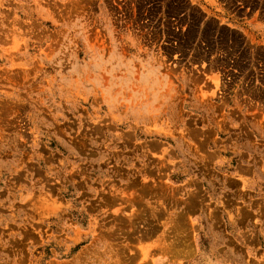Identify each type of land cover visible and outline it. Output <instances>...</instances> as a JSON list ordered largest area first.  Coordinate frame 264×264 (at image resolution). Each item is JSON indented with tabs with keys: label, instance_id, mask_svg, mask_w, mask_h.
Segmentation results:
<instances>
[{
	"label": "rangeland",
	"instance_id": "1",
	"mask_svg": "<svg viewBox=\"0 0 264 264\" xmlns=\"http://www.w3.org/2000/svg\"><path fill=\"white\" fill-rule=\"evenodd\" d=\"M0 264H264V0H0Z\"/></svg>",
	"mask_w": 264,
	"mask_h": 264
}]
</instances>
